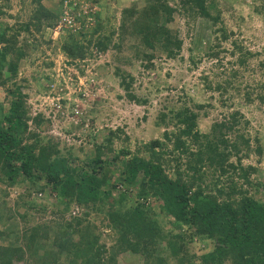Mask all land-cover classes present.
Segmentation results:
<instances>
[{"label":"trees","instance_id":"obj_1","mask_svg":"<svg viewBox=\"0 0 264 264\" xmlns=\"http://www.w3.org/2000/svg\"><path fill=\"white\" fill-rule=\"evenodd\" d=\"M252 2L254 12L264 15V0ZM174 14L187 22H210V41L201 56L226 75L218 79L220 72H204L200 90L211 96L215 92L226 112L202 132L197 119L207 115L211 103L165 106L156 122L164 128L162 138L150 139L131 153L114 146L127 135L108 129L84 158L41 133L40 113L30 115L22 89L42 73L19 74L16 80L21 62H33L27 48H37L36 43L19 42L18 35L29 33L30 25L38 31L52 24L57 12L37 0L29 20L12 34L0 21V87L9 97L0 100V236L12 235L11 243L0 244V264H116V255L125 251L141 255V264H169V258L175 264H264V185L254 176L264 145L245 130L244 114L232 108L235 101L264 104V58L256 59L258 52L221 24L218 0H141L139 7L121 9L115 31L111 27L101 35L98 25L89 35L67 34L60 49L66 58L81 60L92 47L103 51L114 34L122 41L129 33L134 37L130 47L135 46L136 57L145 59L148 68L155 55L175 58L180 51L178 31L169 26ZM224 55L233 58L229 67L222 62ZM189 58L193 67L201 59ZM132 79L129 73L120 74L118 84L128 100L144 104L145 98L129 90ZM252 156L254 163L248 160ZM10 189H17L11 199ZM74 208L78 211L72 214ZM166 216L182 233L161 232L157 219ZM108 234L115 236L106 245L101 238ZM166 235L169 256L156 250ZM204 241L210 242L209 250L200 255L189 250L188 244Z\"/></svg>","mask_w":264,"mask_h":264},{"label":"rangeland","instance_id":"obj_2","mask_svg":"<svg viewBox=\"0 0 264 264\" xmlns=\"http://www.w3.org/2000/svg\"><path fill=\"white\" fill-rule=\"evenodd\" d=\"M176 3L177 0H170ZM40 2L57 12V21L52 24H44L38 31L32 25L29 33L20 32L18 41H27L32 46L27 48L29 59L33 62L29 65L27 60L20 64L16 80L20 76H33L38 72L40 77L29 80L22 91L26 93V102L30 105V115L40 113L44 124L41 133L51 136L62 145L70 146L77 151L80 158L93 153V143H99L108 129H121L123 135H127L125 141H115V149L125 147L131 153L136 147L153 138H162L164 129L156 124L158 112L165 106L179 105L191 101H207L214 107L208 109L206 116L197 119L200 131H207L212 120L226 112L215 99L216 93L201 91L200 75L205 73H219L218 79L226 74L220 67L213 66L202 58V53L210 41L211 25L209 21L196 18L194 21L185 20L181 15L174 14V20L170 27L178 31L182 43L178 55L175 58H166L164 55H155L151 59V67H144L146 60L136 57L135 46L130 47L131 38L127 33L119 40L116 34L111 37L103 51L94 47L90 48V55L83 59L71 60L63 55L60 49L62 42L69 39L67 34L79 37L80 33L89 35L93 28L99 25L100 34L108 33L112 28H117L120 11L124 7L141 4V0H40ZM221 18L220 22L226 28L232 30L236 38H241L252 51H257L256 59L264 58V15H259L253 10L252 0H218ZM37 0H0V21L7 25V34H12L18 25L29 20L32 9L36 7ZM134 3V4H133ZM80 28L79 32L75 31ZM78 34V35H77ZM235 36H232L233 38ZM116 43H119L117 47ZM228 48V44H225ZM138 49L143 48L137 45ZM197 61L196 66H191L190 58ZM222 62L226 67L230 66L233 58L224 55ZM228 61V62H227ZM47 66L44 67V65ZM50 63V65H49ZM253 63V62H252ZM223 66V67H224ZM224 70L227 71V68ZM117 71V75H116ZM129 73L133 79L129 90L139 98H145L144 104H137L124 96L123 88L119 86L120 74ZM20 74V76H19ZM8 76V74L4 75ZM46 76L47 78H44ZM179 97V98H178ZM4 89L0 87V100H8ZM63 101V102H61ZM259 106V107H257ZM232 108L239 109L248 121L245 130L259 138L264 145V104L241 105L235 101ZM92 109V111L90 110ZM168 129H172L168 127ZM80 148L81 151H78ZM109 157V155H108ZM254 163V157L249 158ZM258 171L255 179L264 185V154L258 163H255ZM9 197H13L17 189H10ZM252 193L253 188L251 189ZM250 192V193H251ZM0 195V201L3 199ZM257 199L260 193H255ZM53 199V198H52ZM153 206L158 201L150 199ZM21 210V209H20ZM19 210V211H20ZM21 223V219L15 217V221ZM162 233H182L181 228H172L170 216L157 219ZM8 233V232H6ZM115 234V233H114ZM112 236H102L101 241L109 245ZM168 235L160 237L156 250L161 255L169 256L166 241ZM12 242V235L8 238L0 236V244ZM189 250L195 255H200L211 248L210 242L188 244ZM169 264H175L174 259H168ZM142 256L128 251L116 255V264H141ZM28 264H33L29 262Z\"/></svg>","mask_w":264,"mask_h":264},{"label":"built area","instance_id":"obj_3","mask_svg":"<svg viewBox=\"0 0 264 264\" xmlns=\"http://www.w3.org/2000/svg\"><path fill=\"white\" fill-rule=\"evenodd\" d=\"M77 211H78V209H77V208H74V209L71 211V213H72V214H75Z\"/></svg>","mask_w":264,"mask_h":264},{"label":"water","instance_id":"obj_4","mask_svg":"<svg viewBox=\"0 0 264 264\" xmlns=\"http://www.w3.org/2000/svg\"><path fill=\"white\" fill-rule=\"evenodd\" d=\"M2 72L4 75L8 74V72L6 71L5 67L2 69Z\"/></svg>","mask_w":264,"mask_h":264}]
</instances>
